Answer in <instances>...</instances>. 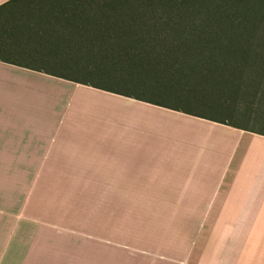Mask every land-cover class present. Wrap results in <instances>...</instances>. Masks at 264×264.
<instances>
[{
  "label": "crops",
  "instance_id": "obj_1",
  "mask_svg": "<svg viewBox=\"0 0 264 264\" xmlns=\"http://www.w3.org/2000/svg\"><path fill=\"white\" fill-rule=\"evenodd\" d=\"M94 12L89 0H0V169L63 172L57 185L85 187L103 204L95 247L117 230L119 246L129 236L144 250L119 260L101 250V264H264L254 251L255 234L264 242V134L81 86L33 104L8 93L30 89L33 76L73 74ZM61 95L119 131L58 120ZM109 203L119 205L114 223ZM24 215L0 211V233L21 230Z\"/></svg>",
  "mask_w": 264,
  "mask_h": 264
},
{
  "label": "rangeland",
  "instance_id": "obj_2",
  "mask_svg": "<svg viewBox=\"0 0 264 264\" xmlns=\"http://www.w3.org/2000/svg\"><path fill=\"white\" fill-rule=\"evenodd\" d=\"M123 45L121 51L129 52L130 44ZM182 58L181 66H174L175 69L181 70L179 73H170L173 72L171 68L172 70L166 71L167 76L166 73H159L153 81L137 67V59H90L84 63V68L80 69L82 72L59 77L116 88L119 87L114 85L115 83L120 86L128 84L127 89L132 95L167 104L204 119L221 121L240 129L264 134V49L256 48L246 68L236 70L218 64L205 66L200 60L194 61V56H190L188 60L185 56ZM131 78H137L138 82L131 81ZM30 81V89L12 90L8 93L31 104L39 100L46 102L53 99L51 89H59L62 85L68 89L81 86L88 89L87 91L111 94L57 78L47 80L33 76ZM59 97L62 104L58 105V120L65 123L75 117L79 120L80 130L88 128L89 131H119L118 128L113 129L110 123L94 121L91 124L88 119L91 117L88 115L92 113L77 111L71 107L72 104L65 101L63 95ZM137 103L173 112L143 102ZM45 108L44 114L49 117L50 108ZM65 177L63 172L55 171L24 172L0 169V211L19 215L17 220L23 214L28 218L25 224L20 223V226H17L21 230H7L8 233L1 231L0 264H101L102 251L105 249L106 257L110 256L112 260H119L120 256L142 257L144 250L135 245L129 236L119 246L117 230L114 235L106 234L107 241H103L106 242L103 244L107 247H95L102 246L97 244L103 231V204L87 201L89 197L85 187L57 185V179ZM106 206L111 212L108 211L111 223H114L117 220L119 205L109 203ZM262 238V233L255 234L256 259L263 257ZM118 248L121 249L120 252L117 251Z\"/></svg>",
  "mask_w": 264,
  "mask_h": 264
},
{
  "label": "trees",
  "instance_id": "obj_3",
  "mask_svg": "<svg viewBox=\"0 0 264 264\" xmlns=\"http://www.w3.org/2000/svg\"><path fill=\"white\" fill-rule=\"evenodd\" d=\"M89 1L95 5L93 25L87 33L91 40L79 44L81 56L72 60L74 73L83 69L90 59H137V67L153 81L159 73L167 76L166 71L171 68L173 72L170 73H179L181 70L174 66H181L183 56L186 60L194 56V61L204 56L200 60L202 65L218 64L236 70L246 68L256 48L264 49V0ZM123 43L130 44L129 52L121 51ZM59 76L50 77L238 129L132 95L128 84L115 83L119 88L90 85ZM131 81L137 83L138 79L131 78Z\"/></svg>",
  "mask_w": 264,
  "mask_h": 264
},
{
  "label": "water",
  "instance_id": "obj_4",
  "mask_svg": "<svg viewBox=\"0 0 264 264\" xmlns=\"http://www.w3.org/2000/svg\"><path fill=\"white\" fill-rule=\"evenodd\" d=\"M103 94H106V93H103ZM108 95L114 96L115 98H120V99L129 101V102H136L137 103V101H134V100H131V99H128V98H123V97H120V96H117V95H112V94H108Z\"/></svg>",
  "mask_w": 264,
  "mask_h": 264
}]
</instances>
